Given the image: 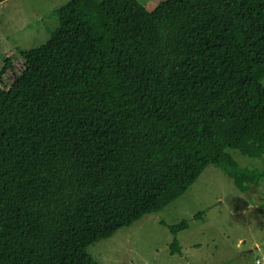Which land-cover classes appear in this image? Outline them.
Returning a JSON list of instances; mask_svg holds the SVG:
<instances>
[{"label":"trees","instance_id":"1","mask_svg":"<svg viewBox=\"0 0 264 264\" xmlns=\"http://www.w3.org/2000/svg\"><path fill=\"white\" fill-rule=\"evenodd\" d=\"M51 17L0 68V264H100L91 244L210 165L262 184L230 150L264 160V0H69ZM188 228L169 226L172 254Z\"/></svg>","mask_w":264,"mask_h":264},{"label":"rangeland","instance_id":"2","mask_svg":"<svg viewBox=\"0 0 264 264\" xmlns=\"http://www.w3.org/2000/svg\"><path fill=\"white\" fill-rule=\"evenodd\" d=\"M69 0H6L0 4V68L4 58L40 45L58 25L51 17ZM90 2L91 0H85ZM154 10L166 0H139ZM264 84V80H263ZM242 166L264 168V160L230 150ZM203 211V218L194 216ZM186 219L177 239L169 226ZM164 223V224H163ZM89 253L100 264H258L264 262V180L240 191L220 167L210 165L176 201L145 215L109 238L94 242Z\"/></svg>","mask_w":264,"mask_h":264},{"label":"built area","instance_id":"3","mask_svg":"<svg viewBox=\"0 0 264 264\" xmlns=\"http://www.w3.org/2000/svg\"><path fill=\"white\" fill-rule=\"evenodd\" d=\"M257 263H258V264H264V262H260V261H258Z\"/></svg>","mask_w":264,"mask_h":264},{"label":"bare ground","instance_id":"4","mask_svg":"<svg viewBox=\"0 0 264 264\" xmlns=\"http://www.w3.org/2000/svg\"><path fill=\"white\" fill-rule=\"evenodd\" d=\"M164 224V223H163Z\"/></svg>","mask_w":264,"mask_h":264}]
</instances>
